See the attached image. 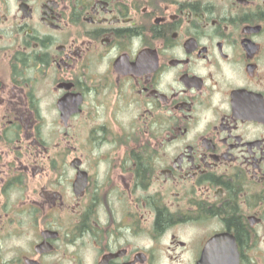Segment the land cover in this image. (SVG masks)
I'll list each match as a JSON object with an SVG mask.
<instances>
[{
  "label": "flooded vegetation",
  "instance_id": "flooded-vegetation-1",
  "mask_svg": "<svg viewBox=\"0 0 264 264\" xmlns=\"http://www.w3.org/2000/svg\"><path fill=\"white\" fill-rule=\"evenodd\" d=\"M0 264H264V0H0Z\"/></svg>",
  "mask_w": 264,
  "mask_h": 264
}]
</instances>
